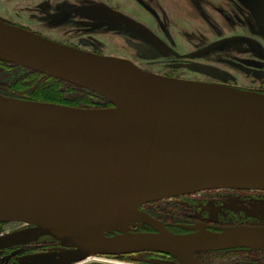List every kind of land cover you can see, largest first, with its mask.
<instances>
[{
  "label": "water",
  "instance_id": "water-1",
  "mask_svg": "<svg viewBox=\"0 0 264 264\" xmlns=\"http://www.w3.org/2000/svg\"><path fill=\"white\" fill-rule=\"evenodd\" d=\"M0 61L89 89L111 104L82 108L0 93V222L34 225L1 236L0 248L47 235L76 250L24 264L147 250L201 264L199 252L264 246V226L179 234L140 209L201 189H264V93L163 76L2 19ZM138 223L155 230L131 231Z\"/></svg>",
  "mask_w": 264,
  "mask_h": 264
},
{
  "label": "flooded vegetation",
  "instance_id": "flooded-vegetation-1",
  "mask_svg": "<svg viewBox=\"0 0 264 264\" xmlns=\"http://www.w3.org/2000/svg\"><path fill=\"white\" fill-rule=\"evenodd\" d=\"M91 1V0H90ZM89 0H0V19L9 23L21 26L27 30L41 34L49 39H54L49 33L36 27L35 23L42 25L48 21H62L66 22H91L96 19L98 15L96 9L89 8L94 6V2ZM99 5H107L110 3L108 0H98ZM205 3L207 0H203ZM210 6L213 5L210 4ZM221 3V6L215 8L213 5L211 9L219 14L230 24L229 36L220 35L225 39L232 38L234 40L222 42L233 44V49L236 52L244 55L257 54L258 56L264 55V47L255 46L254 40L257 38H264V0H252L257 3L254 5L256 9L251 8L246 0H215ZM81 2V4L79 3ZM83 4V5H82ZM82 6V7H81ZM262 7V9H260ZM116 11V10H115ZM125 19L127 26L130 25L128 19H132L135 23H140L150 30L155 39L150 38L144 32L141 33L150 38L153 46H160L162 50L168 45V42L161 34L155 30L154 27L145 25L138 19H135L122 11H116ZM256 12L261 15L260 17ZM96 13V14H95ZM99 16V15H98ZM102 18L94 20L96 22L105 23L109 17L100 15ZM111 18V17H110ZM120 19V18H119ZM118 19V20H119ZM122 19V18H121ZM120 19V20H121ZM93 21V22H94ZM122 21V20H121ZM28 23V24H27ZM121 26L122 24L119 23ZM113 25V24H110ZM116 25V24H114ZM126 26V25H125ZM222 34V32H220ZM247 40V42H241ZM84 50V47L69 44L64 41H58ZM155 44V45H154ZM158 49V47H156ZM220 47V46H219ZM90 51V50H87ZM169 51V50H168ZM167 51V52H168ZM96 53V51H91ZM98 54V53H97ZM100 54V53H99ZM104 55V54H102ZM254 56V55H253ZM248 59V58H245ZM259 65L264 64L263 59H253ZM134 62V61H133ZM135 64V62H134ZM187 64V63H186ZM138 65V64H137ZM141 67L140 65H138ZM150 72L152 67H141ZM177 68V67H175ZM173 70L167 72H155L163 76H170L175 78L184 79L183 76L176 74ZM194 80V79H193ZM198 81H205L210 83H220L227 86L238 87L233 81H217L215 79L204 77V79H197ZM247 90H254L264 93V89L253 87H238ZM141 210L145 211L152 218L160 221L165 227L174 233L187 234L191 233L193 229L203 228L209 230H217L222 227H231L238 225H251V226H264V189H250V188H232V187H217L209 189H201L194 192L186 193L176 196L167 197L157 201L148 202L141 205ZM34 228L33 224L26 222H0V237L8 236L15 233L30 231ZM154 228H143L141 225L132 226V231H151ZM76 248L71 245L62 244L60 241L51 236L41 235L40 237L9 245L0 248V264H24L30 262L31 257L48 254V253H67L75 251ZM139 255L138 257H135ZM98 256V257H96ZM197 257L201 264H264V246L260 248L250 247H234L229 249H222L216 251L199 252ZM98 258H108L116 260H136L144 264H180L179 261L169 254L157 251H140L130 254L109 255L104 253H94L81 259V261L72 264H96L100 260ZM97 261V262H96Z\"/></svg>",
  "mask_w": 264,
  "mask_h": 264
},
{
  "label": "rangeland",
  "instance_id": "rangeland-1",
  "mask_svg": "<svg viewBox=\"0 0 264 264\" xmlns=\"http://www.w3.org/2000/svg\"><path fill=\"white\" fill-rule=\"evenodd\" d=\"M91 1L94 2V6L89 8L99 10L97 12L99 16L97 15L91 22L53 20L35 25L58 41L86 47L85 49L96 53L129 59L141 67H152L154 72L164 73L177 67L174 71L184 79L196 80L207 77L215 79V82L233 81L238 87L264 89V64L259 65L251 59L258 57L264 61V55L258 56L256 53L254 56L244 55L236 52L231 43L220 45L222 42L234 40L221 37L231 35V28L226 20L211 9L213 5L215 8L220 7V2L210 1V4L213 3L210 6L208 0L206 3L203 0H108L110 5L102 6L99 5L101 3H97L98 0ZM250 1L253 3L251 8L257 11L254 7L257 3L246 0L249 6ZM115 10L154 27L161 37L167 40L168 45L162 50L160 46L154 44L158 49L155 48L150 38H146L140 30L127 26L122 14ZM100 15L109 17L106 19L109 24L94 21L101 19ZM119 18H122V21ZM119 23L122 25L118 26ZM253 40L255 46L264 47V38L256 37ZM96 101L94 99L93 104ZM202 229L196 228L192 232ZM98 259L100 261H96V264H144L136 260Z\"/></svg>",
  "mask_w": 264,
  "mask_h": 264
},
{
  "label": "trees",
  "instance_id": "trees-1",
  "mask_svg": "<svg viewBox=\"0 0 264 264\" xmlns=\"http://www.w3.org/2000/svg\"><path fill=\"white\" fill-rule=\"evenodd\" d=\"M0 66V93L3 95L82 108L111 106L106 98L89 89L17 64L0 61Z\"/></svg>",
  "mask_w": 264,
  "mask_h": 264
}]
</instances>
